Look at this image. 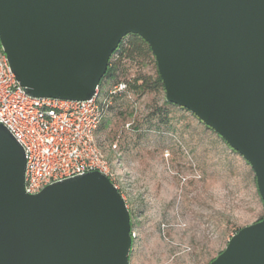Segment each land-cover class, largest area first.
Segmentation results:
<instances>
[{
    "label": "water",
    "instance_id": "1",
    "mask_svg": "<svg viewBox=\"0 0 264 264\" xmlns=\"http://www.w3.org/2000/svg\"><path fill=\"white\" fill-rule=\"evenodd\" d=\"M129 34L149 44L166 100L252 166L264 203V0H0V43L33 96L92 98ZM25 169L0 123V264H130L131 213L106 175L29 194ZM210 264H264V218Z\"/></svg>",
    "mask_w": 264,
    "mask_h": 264
},
{
    "label": "rangeland",
    "instance_id": "2",
    "mask_svg": "<svg viewBox=\"0 0 264 264\" xmlns=\"http://www.w3.org/2000/svg\"><path fill=\"white\" fill-rule=\"evenodd\" d=\"M112 61L117 76L103 90L130 88L113 99L97 139L131 213L130 264H210L239 229L264 216L255 172L192 112L167 103L154 83L155 56L133 61L117 53ZM142 78L151 87L133 89Z\"/></svg>",
    "mask_w": 264,
    "mask_h": 264
},
{
    "label": "built area",
    "instance_id": "3",
    "mask_svg": "<svg viewBox=\"0 0 264 264\" xmlns=\"http://www.w3.org/2000/svg\"><path fill=\"white\" fill-rule=\"evenodd\" d=\"M127 91L128 84L122 82L105 90L100 84L95 95L84 100L33 96L17 80L0 45V123L25 150V191L36 194L49 184L99 171L124 197L119 172L97 132L113 99ZM112 147L117 151L118 142Z\"/></svg>",
    "mask_w": 264,
    "mask_h": 264
},
{
    "label": "trees",
    "instance_id": "4",
    "mask_svg": "<svg viewBox=\"0 0 264 264\" xmlns=\"http://www.w3.org/2000/svg\"><path fill=\"white\" fill-rule=\"evenodd\" d=\"M127 38H128V41H126ZM117 53H120L121 58H127V59L133 60V61L136 59H139V58H145L146 59L149 56L154 57V54H153L149 44L142 37H140L137 34H129L123 39L121 45L119 46V48L115 51V53L111 57L110 62H109V66H108V70H107L105 76L103 77L102 82H104L105 79L109 80V79L116 78V76H117L116 71L118 68V64L114 63L112 61V59H113L114 55ZM139 80H141V78H137V81H139ZM154 83L164 87L158 70H157V77H156ZM150 87L151 86L148 84V82H146V80H144L142 83H139V84L135 83L133 85V89H138V90H141L142 92L146 91L147 88H150ZM129 88H130V86L128 85V89ZM123 95H125V94H123ZM167 103L172 104V103H169L168 101H167ZM263 218H264V216L262 218H260V220Z\"/></svg>",
    "mask_w": 264,
    "mask_h": 264
}]
</instances>
